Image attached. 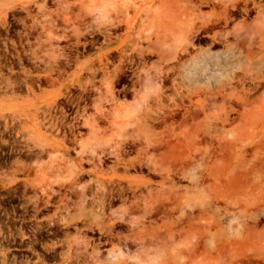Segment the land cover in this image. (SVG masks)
<instances>
[{
    "label": "rangeland",
    "instance_id": "1",
    "mask_svg": "<svg viewBox=\"0 0 264 264\" xmlns=\"http://www.w3.org/2000/svg\"><path fill=\"white\" fill-rule=\"evenodd\" d=\"M0 160L75 264H264V0H0Z\"/></svg>",
    "mask_w": 264,
    "mask_h": 264
},
{
    "label": "flooded vegetation",
    "instance_id": "2",
    "mask_svg": "<svg viewBox=\"0 0 264 264\" xmlns=\"http://www.w3.org/2000/svg\"><path fill=\"white\" fill-rule=\"evenodd\" d=\"M22 191L0 188V261L75 264L73 257L63 259L65 244L62 242L67 232L64 229L73 226L57 220L47 221L54 205L26 202Z\"/></svg>",
    "mask_w": 264,
    "mask_h": 264
},
{
    "label": "bare ground",
    "instance_id": "3",
    "mask_svg": "<svg viewBox=\"0 0 264 264\" xmlns=\"http://www.w3.org/2000/svg\"><path fill=\"white\" fill-rule=\"evenodd\" d=\"M157 15H159L158 13H157ZM140 97V96H139ZM139 97H138V99H139ZM137 102V101H136ZM1 229V228H0ZM4 256V255H3ZM9 258V257H8ZM68 258V257H67Z\"/></svg>",
    "mask_w": 264,
    "mask_h": 264
}]
</instances>
